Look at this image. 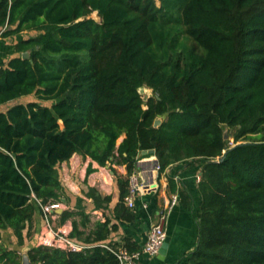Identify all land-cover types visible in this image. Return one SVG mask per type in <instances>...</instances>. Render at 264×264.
I'll return each instance as SVG.
<instances>
[{
  "label": "trees",
  "instance_id": "obj_1",
  "mask_svg": "<svg viewBox=\"0 0 264 264\" xmlns=\"http://www.w3.org/2000/svg\"><path fill=\"white\" fill-rule=\"evenodd\" d=\"M0 29L33 32L14 44L29 57L0 65V105L32 93L50 101L0 112V231L24 244L34 214L65 197L57 167L74 153L125 165L114 214L133 220L127 175L153 150L161 171L201 165L199 239L187 264H264V0H0ZM142 86L153 92L147 100ZM225 128L234 129L227 138ZM86 195L96 209L111 201L93 187ZM59 215L86 246L35 245L32 264H119L104 243L116 229L109 218L85 231L87 213ZM0 264H21L1 234Z\"/></svg>",
  "mask_w": 264,
  "mask_h": 264
},
{
  "label": "crops",
  "instance_id": "obj_2",
  "mask_svg": "<svg viewBox=\"0 0 264 264\" xmlns=\"http://www.w3.org/2000/svg\"><path fill=\"white\" fill-rule=\"evenodd\" d=\"M1 33L2 29H0V65L5 66L10 58L21 55V53L15 52L14 44L20 38H26L33 32L24 30L7 36H2ZM28 96H32V98L26 102L21 101L22 98ZM31 101L41 103L43 100H39L37 95L33 93L24 95L0 105V112L17 103ZM75 155L79 156L81 154L74 153L73 158ZM78 156L73 161L70 160V157L57 167L59 178L66 188L64 187L65 197L62 196L59 199L61 205L52 211L49 219V226L52 230L65 231L69 234L72 229V218L61 222L59 214L65 209L74 212L83 211L88 214L89 222L85 227L80 226L81 229L89 231L96 221L103 222L107 217L110 219V225L115 224L116 229L110 232L104 243L115 245L119 249L125 247V241L129 240L137 249H140L144 244L150 226L158 221L162 212L166 211L170 195L183 189L190 196V207L185 206L179 199L173 207L166 211L163 221L167 234L165 254L157 253L154 256H143L139 264H187L189 254L195 249L199 239L198 218L202 200L198 189L201 176L199 162L190 159L182 160L171 163L164 170L156 172L150 168L156 157L154 151H140L136 156L135 169L142 172L147 183L143 193L136 196L134 206L131 208L135 213V218L131 221H125L114 214L115 205L119 200L117 179L120 176H126L125 165L108 162L106 165L100 166L88 156L82 155L83 159ZM89 167L91 171L87 172ZM169 179L175 185L174 191L169 189ZM90 187L95 188L103 196H111L107 208L96 209L94 207L92 198L86 195ZM74 218L79 221L81 216L75 214ZM47 230L48 227L44 217L36 212L33 217L31 234L25 238L22 246L16 245L15 237L9 228L0 231L1 241L11 248H17L22 255L27 253L30 247L40 245L41 235L45 234ZM24 233H26V230ZM76 241L83 243L80 240Z\"/></svg>",
  "mask_w": 264,
  "mask_h": 264
},
{
  "label": "built area",
  "instance_id": "obj_3",
  "mask_svg": "<svg viewBox=\"0 0 264 264\" xmlns=\"http://www.w3.org/2000/svg\"><path fill=\"white\" fill-rule=\"evenodd\" d=\"M154 160L155 161H153L150 168L156 172L161 171L157 157H155ZM127 181V194L124 197V203L128 207L133 208L136 196L143 193L147 182L142 172L136 169L127 175ZM178 200V192H173L167 202L166 211L173 207ZM60 205V201H55L41 206L48 230L45 234L41 235V241L39 244L70 251H80L86 246L85 244L79 243L75 239L70 238L67 232L60 230L55 231L49 226V219L52 215V211ZM166 211L162 212L159 215L158 221L150 226L146 233L144 244L140 249L129 250L123 247L115 251L119 264H139L143 256H154L158 253L167 236L166 230L163 226Z\"/></svg>",
  "mask_w": 264,
  "mask_h": 264
},
{
  "label": "rangeland",
  "instance_id": "obj_4",
  "mask_svg": "<svg viewBox=\"0 0 264 264\" xmlns=\"http://www.w3.org/2000/svg\"><path fill=\"white\" fill-rule=\"evenodd\" d=\"M156 4L157 5H159V0H156ZM89 17H92V18H94L95 20H97V21H99V19H100V17L97 15V12H95V11H93V12H91L90 14H89ZM32 34V33H31ZM25 35H27V34H25ZM188 44L189 45H192L193 43H192V41H188ZM140 91H141V95H152L153 94V92H152V90L150 89V88H148V87H142L141 89H140ZM30 98H32V96H28V97H24V98H22L21 99V101H23V102H26L28 99H30ZM41 103H43V104H46V105H49L50 104V101H41ZM163 119V116H158V117H156L155 118V120H162ZM234 129L233 128H225V131H226V133L228 134V133H231L232 131H233ZM118 141H120V138L118 139ZM232 141V139H230V142ZM78 155H75V157L73 158V156L70 158V160H75V158L77 157ZM80 159H83L84 157L82 156V155H79L78 156ZM59 166V165H58ZM65 188H66V186H64Z\"/></svg>",
  "mask_w": 264,
  "mask_h": 264
},
{
  "label": "water",
  "instance_id": "obj_5",
  "mask_svg": "<svg viewBox=\"0 0 264 264\" xmlns=\"http://www.w3.org/2000/svg\"><path fill=\"white\" fill-rule=\"evenodd\" d=\"M100 20H101V19H99V21H100ZM21 57H22V58H27V57H29V51H24V52H22V53H21ZM142 87H144V86H142ZM142 87H140V88L138 89V91H139L140 94H141L140 89H141ZM141 96H142V99H143V100H147V98L149 97V95H144V96L141 95ZM150 96H151V95H150ZM160 122H161V120H155V121H154V126H157ZM227 137H228V135H227L226 131H224V138H227ZM151 151H152V150H151ZM223 157H224V155H223ZM223 157L220 158L219 160H222ZM166 248H167V242L165 241V242L162 244L161 248L159 249L158 253H159V254H165V252H166ZM27 252H28V250H27ZM21 264H32L31 261H30V259H29V257H28V253H23V254L21 255Z\"/></svg>",
  "mask_w": 264,
  "mask_h": 264
}]
</instances>
